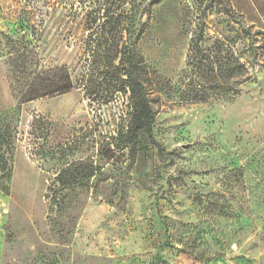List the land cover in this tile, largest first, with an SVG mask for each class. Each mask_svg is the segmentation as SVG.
Instances as JSON below:
<instances>
[{"label":"rangeland","instance_id":"obj_1","mask_svg":"<svg viewBox=\"0 0 264 264\" xmlns=\"http://www.w3.org/2000/svg\"><path fill=\"white\" fill-rule=\"evenodd\" d=\"M103 10L108 32L129 25L162 94L154 143L142 137L134 156L116 139L128 94L105 95L96 76L81 87L86 22ZM193 39L197 57L217 50L243 66L232 98L215 99L224 79L205 78L207 102L172 95L192 77ZM23 50L39 75L66 67L74 88L18 104L10 70ZM0 110L13 137L0 264H264V0H0ZM80 164L94 166L90 179L57 183Z\"/></svg>","mask_w":264,"mask_h":264},{"label":"trees","instance_id":"obj_2","mask_svg":"<svg viewBox=\"0 0 264 264\" xmlns=\"http://www.w3.org/2000/svg\"><path fill=\"white\" fill-rule=\"evenodd\" d=\"M121 13H123L125 20L130 18L125 11ZM108 17H110L108 12L103 10L102 13H98L97 18L86 22L89 24H86L85 29L87 31L83 53L85 57L81 60V87L85 88L92 84V78L96 76V78H101L100 84L105 85V95L128 94L127 125L117 132L116 139L123 145V149H129V154L134 156L142 137L146 136V139L154 143L152 126L155 112L152 108V95L159 98L162 94L161 90L156 89V84L139 49L134 44L126 42L125 35L129 25L126 22L122 25L118 21L113 24L108 32ZM198 41L200 39L191 40L190 51L194 50L195 53L188 61V67H191L189 75L192 77L185 86L177 87L172 95L179 94L178 101L183 104L207 102L209 88L201 80L205 78L208 83L210 81L219 82L224 79L223 83L210 85V90L214 93L215 99L232 98L236 91L227 81L239 75L243 66L237 61L236 64L233 63L231 59L233 55H229L228 58L225 57L226 64H222L221 61L224 56L217 50L204 57H197V54L202 51ZM14 55L13 60L15 61L11 65L13 70L11 69L10 73L11 75L17 73L21 80L18 77L13 78L15 86L11 85V90L18 100V104L68 93L74 88L73 80L66 67H54L41 72L39 75L37 70H31V65L28 64L29 60L37 57L36 53L23 50V52H16ZM32 76L34 78L29 81ZM23 80L26 81V88L23 91L18 90V84ZM220 88L221 93H215ZM7 118L8 114L0 110V184L5 180L8 170L9 158L6 156V149L13 142V137L9 133L10 125ZM80 166L81 174L78 172ZM80 166L73 170L67 169L61 172L57 177V183L63 187L81 185L83 181L94 175L95 168L93 165L80 164Z\"/></svg>","mask_w":264,"mask_h":264}]
</instances>
